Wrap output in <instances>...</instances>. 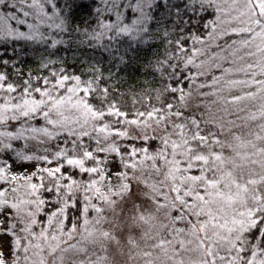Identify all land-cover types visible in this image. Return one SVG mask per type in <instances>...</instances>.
Listing matches in <instances>:
<instances>
[{
	"label": "snow or ice",
	"instance_id": "obj_1",
	"mask_svg": "<svg viewBox=\"0 0 264 264\" xmlns=\"http://www.w3.org/2000/svg\"><path fill=\"white\" fill-rule=\"evenodd\" d=\"M131 261L264 264V0H0V264Z\"/></svg>",
	"mask_w": 264,
	"mask_h": 264
},
{
	"label": "trees",
	"instance_id": "obj_2",
	"mask_svg": "<svg viewBox=\"0 0 264 264\" xmlns=\"http://www.w3.org/2000/svg\"><path fill=\"white\" fill-rule=\"evenodd\" d=\"M79 23H83L82 20L78 21ZM162 51V49H160ZM63 57L64 64L61 65L57 63L53 65L54 68H59L61 66L67 67L69 71L74 72L75 74L81 75L82 78H88V64L90 61L88 60V56L84 55V50H76L75 48L72 51L62 52L60 54ZM152 54L149 53L150 57ZM145 57H141L138 61H136L131 67L126 68L123 71H116V77L123 81L119 85L120 91L126 93V103L128 107L132 106V95L134 93H139L141 87L145 80V75L141 70V65L144 63ZM38 57H34L32 53H29V58L26 63L20 64L19 68L22 73H32L33 75H47L48 69H41L38 65ZM107 68V65H104ZM107 75V73H105ZM136 107H141L140 104H137Z\"/></svg>",
	"mask_w": 264,
	"mask_h": 264
},
{
	"label": "rangeland",
	"instance_id": "obj_3",
	"mask_svg": "<svg viewBox=\"0 0 264 264\" xmlns=\"http://www.w3.org/2000/svg\"><path fill=\"white\" fill-rule=\"evenodd\" d=\"M129 264H139V262L138 261H131V262H129Z\"/></svg>",
	"mask_w": 264,
	"mask_h": 264
}]
</instances>
